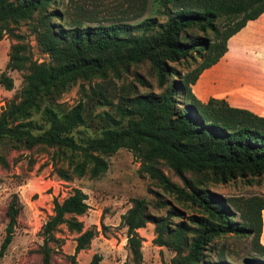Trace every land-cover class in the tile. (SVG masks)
<instances>
[{
    "label": "trees",
    "instance_id": "trees-1",
    "mask_svg": "<svg viewBox=\"0 0 264 264\" xmlns=\"http://www.w3.org/2000/svg\"><path fill=\"white\" fill-rule=\"evenodd\" d=\"M60 3L0 0V39L6 34L19 39L10 46L0 85L11 90L10 71L27 69L21 89L0 110V145L9 143L6 153H0V166L9 168L11 150L41 148L64 180L99 178L109 169L107 157L127 148L140 161L141 172L196 209L188 214L175 208L160 218L150 212L146 199L133 198L121 216L132 264H141L137 230L148 222L156 226L155 242L175 252L171 264H232L223 258L212 261L208 254L215 240L227 233L252 236L259 256L245 257L241 264H264L263 199L246 198L237 205L236 220L228 199L208 189L210 183L264 175V115L224 98L202 101L192 90L201 74L226 53L230 37L264 12V0H130L132 12L107 23L82 12L66 19ZM150 6L152 16L130 21L141 18ZM22 21L32 24L48 61L32 59L23 33L17 32ZM144 66L147 74L140 71ZM124 75L131 78L123 80L117 102L99 83L90 90L88 98L110 110L95 113L90 100L71 107L60 100L79 80L112 82ZM160 163L170 167L181 184L173 182ZM86 199L78 188L62 200L54 199V213L41 228V264H58L52 261L51 243L59 241L55 231L61 225L79 233L72 264L75 254L88 248L96 232L83 231L78 219L89 209ZM21 209L13 194L0 257L13 241ZM173 216L179 220L170 224ZM100 257L94 254L87 264H100Z\"/></svg>",
    "mask_w": 264,
    "mask_h": 264
},
{
    "label": "rangeland",
    "instance_id": "rangeland-1",
    "mask_svg": "<svg viewBox=\"0 0 264 264\" xmlns=\"http://www.w3.org/2000/svg\"><path fill=\"white\" fill-rule=\"evenodd\" d=\"M60 7L66 13V19L82 12L86 16H93L97 22L99 20L105 23L132 12L130 0H61ZM151 11L152 6L141 18L130 21L136 22L145 16H152ZM252 28L249 25L244 32L229 39L226 53L213 71L223 75L219 83L215 82L214 85L225 90L222 97L218 98L227 99L233 106L264 115V26L260 30L256 29V33ZM17 32L23 33L33 60H49L41 51L30 22L22 21ZM16 42L19 39L9 34L0 39V74L6 67L10 46ZM26 70L10 71L13 79L11 90L0 85V110L21 89ZM147 70L148 67L145 66L140 69L143 74H147ZM130 78L124 75L122 79L113 78L112 82L99 78L79 80L60 96V100L68 107L77 104L81 99L89 101L91 88L96 89L99 83L109 90L110 99L117 102L115 94L119 92L123 80ZM138 89L145 91L140 85ZM89 104H93L95 113L111 109L109 105H102L97 100H90ZM8 144L0 145V153H6ZM7 159L9 168L0 166V246L6 236V212L13 194L18 196L22 209L17 215L13 241L7 247L5 255L0 257V264H41L38 249L44 242L42 225L54 213V199L62 200L76 188L86 194L89 204L88 211L78 216L83 222L82 230L92 228L96 232L88 248L75 254L76 264L89 263L94 254L101 256L100 264L133 263L128 251L126 228L121 222V216L133 205V198L146 199L150 212L160 218L166 217L175 208L188 214L196 212L194 207L180 203L173 193L164 191L155 179L141 172L140 161L124 147L107 157L109 169L99 178L85 175L64 180L55 170L49 153L41 148L11 150ZM58 163L63 164V161L58 160ZM160 166L173 182L181 184V178L170 167L163 163ZM188 176L191 174L188 173ZM208 189L224 199L227 198L236 211L237 205H242L246 198L261 197L264 201V175L237 178L226 183H210ZM158 199L167 204L157 206ZM236 212L235 219L240 220V212ZM178 220L176 216L169 218L170 224ZM137 232L142 238L141 264H171L175 252L155 242L157 231L153 222L146 223ZM55 234L59 241L51 243L52 261L72 264L71 256L74 254L79 233L61 225ZM208 254L212 261L223 258L232 264H241L245 257L259 256L255 252L252 236L228 233L215 240L214 248Z\"/></svg>",
    "mask_w": 264,
    "mask_h": 264
},
{
    "label": "crops",
    "instance_id": "crops-1",
    "mask_svg": "<svg viewBox=\"0 0 264 264\" xmlns=\"http://www.w3.org/2000/svg\"><path fill=\"white\" fill-rule=\"evenodd\" d=\"M264 12L260 14V16L254 20H250L245 27H243L237 34L233 37L245 31L247 26H251L254 28V31L260 30L264 26ZM252 28V29H253ZM256 33V31H255ZM232 36L230 38H233ZM230 46V43H229ZM217 63L206 69L200 76L198 80H196L192 84V90L197 95V97L202 101H207L210 96L222 97L221 94L225 91L223 88H218V86L214 85L215 82L219 83L223 74H216L213 71L215 70ZM205 74V76H204ZM204 76V77H203ZM262 230H261V242L264 245V210L262 211Z\"/></svg>",
    "mask_w": 264,
    "mask_h": 264
}]
</instances>
